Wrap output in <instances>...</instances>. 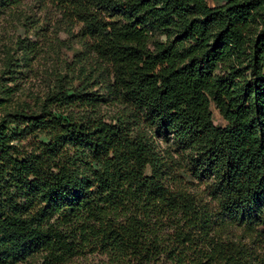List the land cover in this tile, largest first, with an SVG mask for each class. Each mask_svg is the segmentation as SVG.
<instances>
[{
  "label": "trees",
  "instance_id": "obj_1",
  "mask_svg": "<svg viewBox=\"0 0 264 264\" xmlns=\"http://www.w3.org/2000/svg\"><path fill=\"white\" fill-rule=\"evenodd\" d=\"M45 1L112 71L102 93L60 82L1 118L0 264H264L231 233L264 234V0ZM157 138L215 206L171 189Z\"/></svg>",
  "mask_w": 264,
  "mask_h": 264
},
{
  "label": "rangeland",
  "instance_id": "obj_2",
  "mask_svg": "<svg viewBox=\"0 0 264 264\" xmlns=\"http://www.w3.org/2000/svg\"><path fill=\"white\" fill-rule=\"evenodd\" d=\"M227 0H208L211 7ZM263 28L261 25L260 29ZM12 67L9 70V65ZM112 68L101 62L82 37L81 25L69 21L64 13L45 0H24L21 4L0 9V120L15 110L39 112L45 96L64 82L66 86L86 87L87 92H103L102 81L110 78ZM217 125L226 122L214 104L211 106ZM119 107L103 105L106 119L119 114ZM81 114V113H80ZM156 146L173 165L169 180L173 191H183L215 206L208 196V182L190 170L186 153L170 140L156 139ZM259 229H262L260 227ZM231 233L264 258V234L250 235L241 227ZM102 256L89 254L70 264H106ZM19 264H41L39 257ZM162 264H168L163 262Z\"/></svg>",
  "mask_w": 264,
  "mask_h": 264
}]
</instances>
